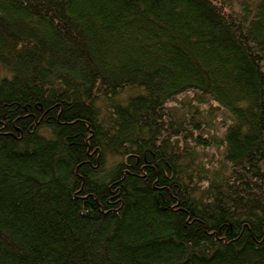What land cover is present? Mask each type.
Returning <instances> with one entry per match:
<instances>
[{"label": "trees", "instance_id": "trees-1", "mask_svg": "<svg viewBox=\"0 0 264 264\" xmlns=\"http://www.w3.org/2000/svg\"><path fill=\"white\" fill-rule=\"evenodd\" d=\"M0 264H264V0H0Z\"/></svg>", "mask_w": 264, "mask_h": 264}]
</instances>
